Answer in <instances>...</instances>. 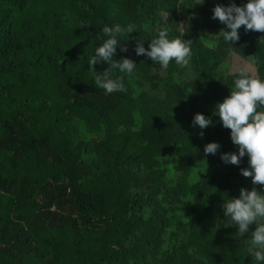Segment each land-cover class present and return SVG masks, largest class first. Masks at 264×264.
Listing matches in <instances>:
<instances>
[{"label":"trees","instance_id":"1","mask_svg":"<svg viewBox=\"0 0 264 264\" xmlns=\"http://www.w3.org/2000/svg\"><path fill=\"white\" fill-rule=\"evenodd\" d=\"M232 2L247 0L217 4ZM217 4L0 0V264H257L246 242L255 223L243 236L221 223L249 165L219 158L238 146L213 112L238 74H219L228 48L249 53L264 78V32L240 28L225 43L208 31L225 28L212 18ZM115 23L134 31L118 37L127 50L113 60L137 67L113 70L125 91L107 93L88 61ZM165 28L191 40L192 79L174 61L161 69L135 54L137 40L147 48ZM198 112L213 121L203 136ZM209 142L220 148L205 156Z\"/></svg>","mask_w":264,"mask_h":264},{"label":"clouds","instance_id":"2","mask_svg":"<svg viewBox=\"0 0 264 264\" xmlns=\"http://www.w3.org/2000/svg\"><path fill=\"white\" fill-rule=\"evenodd\" d=\"M192 8V7H187ZM213 19H218L225 25L217 34L227 44L239 40L238 29L243 25L245 31L264 32V0H247L242 6L232 2L228 5L217 4L213 10ZM182 26V25H181ZM230 29V30H226ZM106 39L94 50V55L89 59V68L94 73L95 86L104 89L107 93L125 91V83L122 76H114L113 70L122 74H134L137 65L130 58L115 59L117 48L126 51L118 37L134 31V26L129 24L122 26L120 23L105 24L101 30ZM184 29L181 28L183 37ZM180 36L169 38L168 30L161 29L157 35L150 39L145 48L144 41L137 40L135 54L145 55L151 58L154 65L161 69H167L170 61L176 65L187 67L192 58L191 40H184ZM247 57L246 55H243ZM228 58V55L221 64ZM100 61L107 62L109 67L98 73L93 70ZM230 70V67H229ZM230 86V93L222 102L214 106L213 115L219 116L224 128L230 129V139L238 146L235 152H222L219 158L224 163L238 165L244 156L248 157L247 168H241L244 187L240 189L238 197L224 199L222 205L225 220L221 221L225 227L236 226L240 236L249 232V225L255 223L256 227L246 239L249 245L247 252L257 262L264 264V78L251 75L241 69ZM213 121L210 116L196 113L192 124L197 126L203 136V130ZM220 148L218 142H209L204 146V154L215 155ZM247 154V155H246ZM251 179L253 185H260L261 190L253 187L248 190L247 180Z\"/></svg>","mask_w":264,"mask_h":264},{"label":"rangeland","instance_id":"3","mask_svg":"<svg viewBox=\"0 0 264 264\" xmlns=\"http://www.w3.org/2000/svg\"><path fill=\"white\" fill-rule=\"evenodd\" d=\"M188 1H191V0H188ZM209 1L211 2V4H217V3L220 2V0H209ZM241 2H242V0H240V2H239L240 5H241ZM165 19H166V17L164 16V20ZM214 20H216V19H214ZM181 25H182L183 29L186 28V26H187L186 21L183 20L181 22ZM240 28H244V26L242 25ZM208 31L211 34H218L220 30H218V29H215V30L208 29ZM208 45L211 46L212 49L215 50L218 53L224 51V46L221 43H217L216 44V41L213 40L212 38L209 39ZM242 46L244 47L245 45L244 44H240V43H236L235 44V49L238 50ZM227 54H228V58L224 62L223 66L219 67V74L220 75H223V74L224 75L235 74V73L239 72L241 69H244V70L248 71L254 77L261 78L258 75L255 61H253V57L249 53H246V56L247 55L248 56L244 57L239 51L237 53L234 50L233 47H230L227 50ZM229 67H230V70H229ZM193 77H194V69H193V67L191 65H189V66L186 67V72H185V75L183 77V80H189V79H192ZM230 90L231 89H230V86H229L227 91L230 93ZM247 183H248V187H247L248 190H251L253 187L257 188L258 191L261 190V186L258 185V184L257 185H253L251 179H248Z\"/></svg>","mask_w":264,"mask_h":264}]
</instances>
